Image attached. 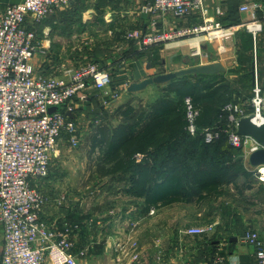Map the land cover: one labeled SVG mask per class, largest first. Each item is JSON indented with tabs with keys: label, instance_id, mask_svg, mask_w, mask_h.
Segmentation results:
<instances>
[{
	"label": "built area",
	"instance_id": "obj_1",
	"mask_svg": "<svg viewBox=\"0 0 264 264\" xmlns=\"http://www.w3.org/2000/svg\"><path fill=\"white\" fill-rule=\"evenodd\" d=\"M77 0H23L7 5L0 16V224L3 227V264H81L83 251H76L73 229L65 223L60 229L42 219L46 199L38 182L50 172L52 152L58 141L67 134L78 143L77 123L69 116L76 109L75 99L86 100L89 89L109 94L113 83L111 69L88 61L68 71L67 77L43 76L35 71L33 60L43 51L38 46V33L29 27V18L41 21L58 10L68 8ZM140 11L151 17L152 31L136 28L126 36L137 39L144 48L172 39L200 35L209 39H231L245 29L254 39L262 30V23L253 14L252 19L224 25L208 16L205 22L178 30L156 29V17L171 14L184 18L199 13L206 16L204 0H152L139 4ZM244 5L242 10H250ZM261 88H254L250 104L253 119L264 121V98ZM51 107H58L50 111ZM226 109L231 125L218 130L204 129V140L213 142L226 134L229 143L242 148L243 157L252 174L264 181V163L252 165L251 152L262 145L251 136L237 132V120L246 116L245 109L231 103ZM236 112H239L238 116ZM198 110L187 98V129L197 132ZM139 158L142 155H138ZM152 209L150 212H153ZM199 226L190 227L189 234L204 232ZM241 240L254 249L255 264H264V238L258 230L249 228ZM204 264H228L218 252Z\"/></svg>",
	"mask_w": 264,
	"mask_h": 264
},
{
	"label": "rangeland",
	"instance_id": "obj_2",
	"mask_svg": "<svg viewBox=\"0 0 264 264\" xmlns=\"http://www.w3.org/2000/svg\"><path fill=\"white\" fill-rule=\"evenodd\" d=\"M98 1L83 5L78 0L64 12L67 16L96 20V23L88 25L89 31L83 35L84 38L81 41L77 39L75 49L79 53L90 51L89 46L85 48L90 39L103 41L100 39H106V35L116 31L127 35L136 29L131 26L137 17L135 11L139 15L143 14L139 5L134 9L127 5L106 4V0ZM80 4L89 8H84L82 12ZM105 21L108 23L105 24ZM84 26L85 23L81 28L84 29ZM76 56L80 62L74 68L87 60L83 54ZM97 93L100 92H94ZM147 96V93H142L131 102L137 105L142 98L146 103ZM113 97L116 99V96ZM82 132H79L76 144L70 141L68 135H65L63 145L58 141L52 152L50 172L38 182L45 199L58 197L64 201L58 204L59 209L68 211V207L72 206V211L78 213L75 216L77 220H71L74 225L79 224V227L73 225V239L75 250L83 251L81 264H164L165 261H172L173 264H204L221 252L223 243L226 246L230 244L231 237L241 238L245 228L252 227L264 234V181L253 176V180L249 181L252 188L244 192V197L224 196L216 203L202 207L176 203L146 214L142 210L141 199H130L124 194V179L102 178L93 172L90 157L86 153V134ZM51 178L55 179V183L49 182ZM244 181L240 179V183ZM194 226L206 230L189 234L188 229Z\"/></svg>",
	"mask_w": 264,
	"mask_h": 264
},
{
	"label": "trees",
	"instance_id": "obj_3",
	"mask_svg": "<svg viewBox=\"0 0 264 264\" xmlns=\"http://www.w3.org/2000/svg\"><path fill=\"white\" fill-rule=\"evenodd\" d=\"M114 34L127 38L121 31ZM243 34L244 46H253L252 34ZM219 74L191 73L156 84L159 92L151 101L144 103L141 98L137 105L124 102L107 119L96 122L86 137L93 172L102 178L124 179V192L141 199L146 214L175 203L200 206L215 203L222 196L244 197L252 188L249 181L253 174L242 148L232 146L225 133L206 142L204 129L224 130L231 125L228 117L234 110L225 108L229 103L244 108L245 114L253 112L248 104L253 96L247 86L233 87ZM187 98L198 110L194 135L187 129ZM241 178L244 183H240ZM70 218L64 217L60 228L65 223L74 225Z\"/></svg>",
	"mask_w": 264,
	"mask_h": 264
},
{
	"label": "crops",
	"instance_id": "obj_4",
	"mask_svg": "<svg viewBox=\"0 0 264 264\" xmlns=\"http://www.w3.org/2000/svg\"><path fill=\"white\" fill-rule=\"evenodd\" d=\"M21 1L23 0H0V16L7 5ZM79 1L83 5H88L90 1L96 2V0ZM148 1L152 0H110L105 3L119 4L121 7L127 5L130 8L136 9L139 4ZM83 5L80 6L83 8L82 12L84 8H89V6ZM244 5H250L253 8L242 10L241 7ZM204 7L206 9L205 17L199 13L184 18H177L171 14L159 15L156 17L155 27L158 30H178L203 24L207 16L212 20H219L224 25L236 24L251 20L253 14H255L257 19L262 23V30L256 39L253 38V46L249 48L244 46L245 35L243 33H251L243 29L237 31L228 40L219 38L209 39L206 34H200L157 43L146 48L137 39H124L114 33L111 34L112 30L110 29L111 35H106V39H100L103 41H99L96 38L94 40L90 39L85 44V48L89 46L90 51L85 50L81 51L83 53H79L75 49L77 39L81 41L84 38L83 35L89 31L88 25L96 23V20L91 17L82 18V16H79L78 18L73 15L67 16L64 12L66 9L71 8L68 7L45 17L41 21H34L32 17L29 18V25L38 32V46L43 51V53L37 54L33 60L35 71L38 75L48 77H67L68 71L80 62V59L76 58L77 54H83L86 57L85 59L87 60L83 61L84 63L95 59L99 61L100 65L108 66L113 70V83L109 88L110 93L108 96H104L101 93L94 94L95 90L91 88L88 91V98L86 100L75 99L76 109L74 112L69 113V116L77 123V130L79 132L83 131L82 133L86 134V137L93 130L94 124L99 122L100 119H107L119 104L134 101V97H140L142 93L149 95L145 101L149 102L159 92L157 85H150L140 92H129L126 88L130 83L140 81L149 75L185 68L191 65L220 61L224 64L226 70L219 75L228 78L233 87L240 88L247 86L248 92L253 96L254 88L259 86L262 89L261 95L264 98V0H204ZM136 13L137 17L131 22L132 29L141 28L151 31L150 16L145 14L139 15L135 11ZM84 23L86 26L83 29L81 25ZM107 23L105 21V24ZM90 36L94 37L93 34H90ZM105 44L109 45L105 46ZM137 51H141V55H138ZM150 94H153V96H150ZM113 96H116V99ZM253 113L254 111L247 114ZM65 135L67 134H64L59 141L61 145L64 144ZM86 153L88 155L87 149ZM49 182L55 183V179L51 178ZM231 188L233 189V186ZM124 194L130 199L134 198V196L127 193ZM223 197H220L219 200ZM46 200L41 217L46 219V222L51 226L60 228L64 215L71 217L70 220L78 216V213L72 211V206L68 207L69 212L67 210H63V212L59 209L58 204H63L62 202L64 201L58 197L47 198ZM211 204L213 203L202 204L200 206H210ZM185 205L200 207L195 204ZM165 207L169 206H164L157 210ZM261 236L264 238V234L261 233ZM239 237H231V243L227 246L223 243L221 253L225 255L228 264H255L253 247L243 242ZM3 243V227L0 224V264H3ZM173 263L172 261H165L164 264Z\"/></svg>",
	"mask_w": 264,
	"mask_h": 264
},
{
	"label": "water",
	"instance_id": "obj_5",
	"mask_svg": "<svg viewBox=\"0 0 264 264\" xmlns=\"http://www.w3.org/2000/svg\"><path fill=\"white\" fill-rule=\"evenodd\" d=\"M226 70L224 64L220 61H212L189 67L180 68L171 71H164L155 75H149L140 81H134L127 86L129 92H140L145 90L150 85L165 84L170 82L176 77L186 74L206 73L213 74ZM58 107H51L50 111H54ZM264 117V112H263ZM237 132L243 136H251L257 140L262 147L253 151L249 155V161L252 165H259L264 163V121L261 123L256 122L252 115L241 116L237 120Z\"/></svg>",
	"mask_w": 264,
	"mask_h": 264
}]
</instances>
